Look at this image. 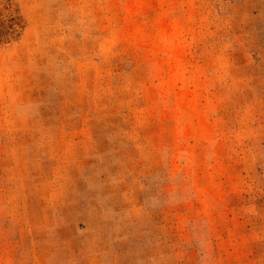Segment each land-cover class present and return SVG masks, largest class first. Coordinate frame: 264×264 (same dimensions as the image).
<instances>
[{"label":"rangeland","instance_id":"rangeland-1","mask_svg":"<svg viewBox=\"0 0 264 264\" xmlns=\"http://www.w3.org/2000/svg\"><path fill=\"white\" fill-rule=\"evenodd\" d=\"M0 264H264V0H0Z\"/></svg>","mask_w":264,"mask_h":264}]
</instances>
